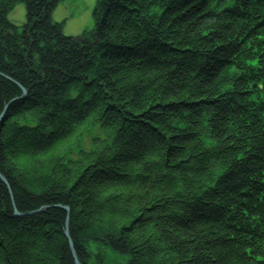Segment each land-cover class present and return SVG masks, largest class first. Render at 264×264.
I'll return each mask as SVG.
<instances>
[{
    "label": "trees",
    "instance_id": "1",
    "mask_svg": "<svg viewBox=\"0 0 264 264\" xmlns=\"http://www.w3.org/2000/svg\"><path fill=\"white\" fill-rule=\"evenodd\" d=\"M62 1L0 0V264H264V0H96L79 37Z\"/></svg>",
    "mask_w": 264,
    "mask_h": 264
},
{
    "label": "rangeland",
    "instance_id": "2",
    "mask_svg": "<svg viewBox=\"0 0 264 264\" xmlns=\"http://www.w3.org/2000/svg\"><path fill=\"white\" fill-rule=\"evenodd\" d=\"M67 2H72L74 7L70 8L69 15H63L60 18H56L57 12L54 11V18L55 19H63L64 17L67 18L66 22L63 27V33L68 36H78L82 32V30H89L94 27V20H93V8L95 6L96 0H67ZM26 12H25V4L19 3L15 5L10 11H8V20L11 22L20 25L23 24L25 21ZM57 22L56 20H52ZM74 30V32H73ZM80 33V34H79ZM74 34V35H73ZM96 130H91L88 134L83 136L82 142L84 147H89L91 145V140L96 136ZM90 251L93 253V261L96 264H119V263H126L129 260L128 255H121L114 253L109 248H103L99 245H92L89 246Z\"/></svg>",
    "mask_w": 264,
    "mask_h": 264
},
{
    "label": "water",
    "instance_id": "3",
    "mask_svg": "<svg viewBox=\"0 0 264 264\" xmlns=\"http://www.w3.org/2000/svg\"><path fill=\"white\" fill-rule=\"evenodd\" d=\"M14 215H15L16 217H18V216H22L21 214H19V213L16 212V211H15V214H14ZM64 234H65V236L68 238V232L65 231ZM70 245H71V247H72V244H70ZM75 263H76V264H80V263L77 262V260L75 261Z\"/></svg>",
    "mask_w": 264,
    "mask_h": 264
},
{
    "label": "crops",
    "instance_id": "4",
    "mask_svg": "<svg viewBox=\"0 0 264 264\" xmlns=\"http://www.w3.org/2000/svg\"><path fill=\"white\" fill-rule=\"evenodd\" d=\"M60 12H59V16H63V15H66V13H67V10H66V8L65 7H63V8H61V10H59Z\"/></svg>",
    "mask_w": 264,
    "mask_h": 264
}]
</instances>
